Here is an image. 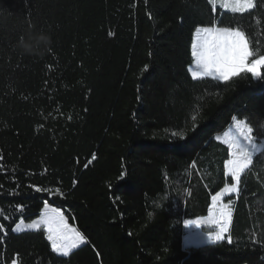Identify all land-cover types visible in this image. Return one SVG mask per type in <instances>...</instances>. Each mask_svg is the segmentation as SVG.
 <instances>
[{"label": "trees", "instance_id": "trees-1", "mask_svg": "<svg viewBox=\"0 0 264 264\" xmlns=\"http://www.w3.org/2000/svg\"><path fill=\"white\" fill-rule=\"evenodd\" d=\"M254 5L0 0V264H264V142L238 191L220 197L222 239L183 245L184 221L235 184L220 139L232 117L264 141V80H194V32L238 27L248 63L259 59L264 0ZM29 31L51 36L43 56L19 49ZM46 202L86 237L67 256L43 229L12 231Z\"/></svg>", "mask_w": 264, "mask_h": 264}, {"label": "snow or ice", "instance_id": "snow-or-ice-1", "mask_svg": "<svg viewBox=\"0 0 264 264\" xmlns=\"http://www.w3.org/2000/svg\"><path fill=\"white\" fill-rule=\"evenodd\" d=\"M210 4H215L216 0H209ZM222 6L230 9L232 13L244 14L255 7L253 0H222ZM215 10V9H213ZM220 23H223L221 20ZM191 55L194 58V65L188 68L192 78L211 77L213 80L229 81L233 76H237L241 72L250 73L255 80H264V75L257 71L258 66H264V56L259 59L252 60L248 63L249 57L253 55L249 49V43L244 31L238 27H199L195 31V36L191 45ZM233 120L237 117L233 116ZM239 123V121H238ZM252 129L248 128L244 133V140L253 143L251 133ZM173 137L177 136L176 132L172 133ZM184 145L177 144L176 147ZM235 149L233 159L227 161L226 167L230 172V179L235 181L232 192H237L236 185L242 182V173L252 164V156L246 148L235 142L231 145ZM95 158V157H93ZM40 191V189H36ZM226 191L228 189H225ZM242 191V189H241ZM220 194L213 197L215 201ZM44 207L48 209L50 206L46 202ZM17 210L23 213L24 206H17ZM230 213L221 209L219 218H214L213 222L220 224V232L215 236V240L222 239V233L227 231L228 218ZM222 221V223H221ZM187 224H195L200 226L199 221H185ZM23 224L24 228L38 230L42 225L47 228V239L51 241L54 252L67 256L72 249L77 248L80 244L86 243V237L76 228L71 227L67 222L64 214L59 208H51V214H46L40 221L31 223H20L15 225L12 231H17ZM4 225L0 224V231H3ZM231 239L229 238V243ZM12 264H17L16 260H12Z\"/></svg>", "mask_w": 264, "mask_h": 264}, {"label": "rangeland", "instance_id": "rangeland-1", "mask_svg": "<svg viewBox=\"0 0 264 264\" xmlns=\"http://www.w3.org/2000/svg\"><path fill=\"white\" fill-rule=\"evenodd\" d=\"M253 3H254V0H253ZM215 6L220 7L224 10L230 11V9L223 8L222 0H216ZM201 27H209V26H201ZM215 27H219V26H215ZM221 27H223V26H221ZM197 28H199V27H197ZM194 36H195V32H194ZM193 39H194V37H193ZM250 63H249V65H250ZM193 65H194V58H193V61L189 67H191ZM261 67L262 66L257 67V71L260 73H261ZM198 78H200V77H198ZM238 121H239V123H238ZM248 128L249 127L244 120H238V119L234 120L229 125V127L221 133L220 139L226 143H231V145L235 142L236 144L243 146L244 148H246L248 150V152L252 156L255 152L259 151L262 148L264 141H259V142L253 141V143H248L247 141H245L243 134L247 132ZM231 145L229 146L230 147L229 148L230 149L229 160L233 159V152L235 151V149L233 147H231ZM228 172H229V170H228ZM232 187L233 186H225L223 189H221L219 192H217L214 195V196H217L218 193L220 194L215 201L213 200V205L209 209V212L207 215L195 217V218L187 220V221H199L200 222L199 227L196 226L195 224H187L186 225V223L184 221L183 245L185 248L197 247V246H200L202 244L211 243L213 241H216L215 236L217 235V233L220 232L221 225L214 223L213 219L219 218V211L221 209H223L229 213L228 206L223 204L220 197H222V199H223L225 194H229L231 192ZM225 189H228V190L226 191ZM51 208H56V207L50 206L48 209L44 208V210L39 215L34 217L33 219L23 220L24 223L26 224V223H31L33 221L42 220L46 214H51ZM228 221H229V218H228ZM20 222L21 221H19L18 223H20ZM67 222L69 223V225L71 227L76 228L68 220H67ZM221 223H222V221H221ZM40 229H43L46 232V235H48L46 226L42 225ZM24 230H32V229H26V228H24L23 224H21V228L15 232H20V231H24ZM49 242L51 244V241H49ZM80 245H82V244H80ZM51 247H52V244H51ZM72 250H74V249H72ZM57 254H59V253H57ZM60 255H62V254H60Z\"/></svg>", "mask_w": 264, "mask_h": 264}, {"label": "clouds", "instance_id": "clouds-1", "mask_svg": "<svg viewBox=\"0 0 264 264\" xmlns=\"http://www.w3.org/2000/svg\"><path fill=\"white\" fill-rule=\"evenodd\" d=\"M52 38L45 33H34L29 31L22 36L18 42V47L25 55L43 56L51 48Z\"/></svg>", "mask_w": 264, "mask_h": 264}]
</instances>
